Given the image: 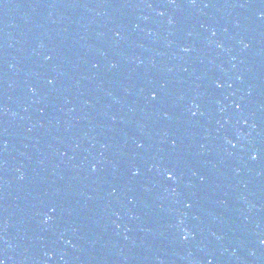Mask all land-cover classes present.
I'll list each match as a JSON object with an SVG mask.
<instances>
[{
	"label": "water",
	"instance_id": "95a60500",
	"mask_svg": "<svg viewBox=\"0 0 264 264\" xmlns=\"http://www.w3.org/2000/svg\"><path fill=\"white\" fill-rule=\"evenodd\" d=\"M0 260L264 264V0H0Z\"/></svg>",
	"mask_w": 264,
	"mask_h": 264
},
{
	"label": "snow or ice",
	"instance_id": "6c2138e0",
	"mask_svg": "<svg viewBox=\"0 0 264 264\" xmlns=\"http://www.w3.org/2000/svg\"><path fill=\"white\" fill-rule=\"evenodd\" d=\"M153 95H155V93ZM237 107H240V105H237ZM253 158H255V154H254ZM167 176L170 179H175V176H174V174H173L172 171H168L167 172ZM0 264H4V261L3 260H0Z\"/></svg>",
	"mask_w": 264,
	"mask_h": 264
}]
</instances>
